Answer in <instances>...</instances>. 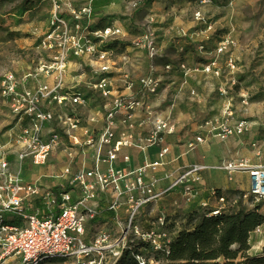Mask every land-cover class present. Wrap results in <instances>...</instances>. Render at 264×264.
Wrapping results in <instances>:
<instances>
[{
	"label": "built area",
	"instance_id": "1",
	"mask_svg": "<svg viewBox=\"0 0 264 264\" xmlns=\"http://www.w3.org/2000/svg\"><path fill=\"white\" fill-rule=\"evenodd\" d=\"M49 1L54 13L43 43L45 51L50 54L49 61L42 63L23 81L7 75L1 84V96L9 102L17 124L7 136L8 143L0 145V264L9 261L19 264H104L107 254H111L117 264L123 253L131 248L129 236L148 245L154 253H166L171 242L165 231L166 219L159 218L144 228L141 213L143 209L177 191L187 207L195 206L206 219L219 217L223 212L245 209L250 202L252 208H263L260 213L264 216V167L221 165L217 171L229 175L243 171L249 176V192L230 201L212 190L206 197L202 196L203 174L211 171V168L205 166L188 168L174 180L168 190L156 193V181L148 182V177L165 167L170 148L164 142L165 138L174 135L175 127L170 121L155 119L149 136L139 140L134 134V119L138 113L147 111L143 99L157 95L159 82L149 77L131 83L125 78V91L137 90L142 99L134 95L122 96L121 90L111 79L108 66L110 54L100 51L95 43L119 40L122 32L113 28L93 32L96 0H86L79 6L73 0ZM134 8L137 5L134 4ZM149 54L152 59L157 56L150 46ZM91 59H97L98 68L92 71L94 83L88 88L108 102L103 129L99 133L89 132L84 121L75 115L56 119L50 111L53 105L64 107L70 103L75 107L84 106L82 96L63 93V87L71 61ZM170 70L167 67V71ZM79 72H84V69L79 67ZM206 74H212L211 68L206 70ZM41 79H53L54 86L44 83L32 90L25 87L29 81ZM221 96L226 94L222 93ZM243 105H248L247 96L243 97ZM233 118L231 104H228L224 109L222 123L215 125L206 122L202 129H209L211 138L216 140L248 133L250 125L245 122L232 123ZM204 143L202 137L186 142V154ZM138 145L143 146V151L157 148L158 161L152 163L145 157L143 167L132 170L130 158L126 157L124 164L129 171L128 175L112 170L105 173L101 171L102 164L116 163L122 151L132 150ZM86 149L93 151V169L86 170L85 166L74 168L75 151ZM59 153L66 154L71 162L64 176L71 178V183L78 188L76 194L21 182L23 166L29 164L35 168L46 167L51 158ZM12 155L16 158V172L11 170L9 158ZM108 190L114 193L110 212L117 213L122 206L126 207L124 230L117 241L107 230L101 231L90 241L89 226L100 217L94 204ZM263 232L264 226L254 234L262 235ZM137 262L148 264L140 257H137Z\"/></svg>",
	"mask_w": 264,
	"mask_h": 264
},
{
	"label": "rangeland",
	"instance_id": "2",
	"mask_svg": "<svg viewBox=\"0 0 264 264\" xmlns=\"http://www.w3.org/2000/svg\"><path fill=\"white\" fill-rule=\"evenodd\" d=\"M108 1L100 0L99 4L106 5ZM113 2L121 3L123 9L130 7L134 16L130 17V14L122 10L120 14L108 17L103 25L93 27V32H103L108 28L122 32L119 40L95 42L100 51L110 54L108 66L111 72L115 73L120 65L124 66L127 48L144 49L157 70L152 78L159 82L157 95L146 98L152 99L153 103L155 100L164 99L160 109L166 107L170 93H172L171 97H174L173 101L169 102L170 114H174L180 106L186 107L188 111L190 108L189 113L196 112L200 103H216L219 108L224 103L225 106L222 107L224 113L225 107L231 104L234 114L232 123L245 122L250 128L245 135L230 139L243 140L250 137L252 122L259 123L261 127L264 125V0H114ZM134 4L137 8H134ZM53 13L54 8L49 0H0V143L2 145L17 124L9 102L1 96L2 81L7 75H13L18 81H23L42 63L49 61L50 54L45 51L43 43L49 32ZM130 18L132 21L128 22ZM124 24L127 26L123 28ZM149 46L157 53L153 59L150 58ZM76 62L75 65L82 67L86 76H89L90 71L94 69V64L98 65L97 59ZM167 67L171 70L167 71ZM208 68H211L212 74H206ZM127 77L131 83L141 81H135L131 75ZM172 85L174 92L169 91ZM222 93L226 96H221ZM244 96L248 97L247 106L243 105ZM202 100L203 102H199ZM249 109L260 110L261 113L253 119L245 118L246 114L242 112ZM215 115L209 119L215 125H219L223 121V114L222 119L214 122L218 117L217 114ZM262 142L264 137L262 138L260 134L251 145L247 146L246 140L243 141V145L245 149L246 147L255 149ZM262 159L263 156L256 158L259 164H262ZM220 167L221 165L213 167L211 171H216ZM55 169L56 166L52 165L51 169L43 168L39 173L52 175ZM32 175L33 173L25 169L23 180H30ZM250 206L252 202L248 203L246 211L254 209ZM262 210L263 208H260V211ZM195 211L199 210H191L192 213ZM166 215L165 219L170 218ZM189 215L180 214L171 218L173 223L167 231L170 241L173 239L172 235L187 227L188 223L184 219ZM141 221L144 228L148 227L149 219L142 217ZM89 227L88 237L91 241L101 232V222ZM113 236L117 241L121 238V233ZM128 241L132 243L131 247H136L140 243L132 236L128 237ZM139 253V257L148 264H165L163 257L156 255L150 248H143ZM263 254L264 232L262 235L253 234L249 255L259 257ZM4 264H19V262L9 261ZM104 264H116L114 257L111 254L105 255Z\"/></svg>",
	"mask_w": 264,
	"mask_h": 264
},
{
	"label": "crops",
	"instance_id": "3",
	"mask_svg": "<svg viewBox=\"0 0 264 264\" xmlns=\"http://www.w3.org/2000/svg\"><path fill=\"white\" fill-rule=\"evenodd\" d=\"M76 6L83 4L86 0H73ZM100 0H96L95 14H94V24L93 27L98 25H103L105 20L110 16L118 15L124 10L126 14H130V17L134 16L131 13L130 7H121V3H114L112 0L108 1L106 5H100ZM132 21L128 20V22ZM122 26V25H121ZM127 24L123 25V28ZM127 57L124 59V66L118 68V70L111 72V79L114 85L118 87L122 96L128 97L134 95L138 99H142L137 90L133 92L125 91L123 81L128 78L127 75L133 76L135 81L142 80L147 77H152L156 74L157 70L152 64L151 60L148 58L147 52L144 49L134 50L126 49ZM76 61H71L68 74L64 81V92L63 93H74L82 96L84 101V106H72L67 103L64 107H58L53 105L50 111L54 114L56 119L65 117L66 115H75L84 121L85 128L91 133H99L103 129L104 117L106 114V109L108 107V102L100 98L99 95L90 91L88 86L94 83V76L92 71L95 72L98 65L94 64V69L90 71L86 76L84 72H79V67H77ZM204 78V77H203ZM202 79V77L200 78ZM48 84L50 87L54 86V80L41 79L38 81H29L25 87L29 90L36 88V86L41 84ZM169 91L174 92L173 85L169 88ZM172 95V93H170ZM169 102L173 101L174 97H171ZM145 106L147 111L144 110L138 113L134 119L135 125V137L139 140L146 139L153 130L152 122L155 119H160L164 121H170L175 127L174 135L165 138V146L170 148V155L165 160V167L159 169L156 173L150 174L148 177V182L156 181L155 192L162 193L168 190L173 184L174 180L179 177V175L192 166H205L213 169V167H219L220 165H232L234 167L244 166L245 168L253 167H264V142L259 144L258 148L252 149L250 147L244 148L243 141H247V146L251 145L253 141L262 134L264 137V125L257 122L251 123V135L250 137L240 140L239 138L230 139L227 141H217L212 139L210 136L209 129H202L204 123L211 122L209 119L211 116L218 115L216 120L222 119L223 105L219 106L215 103H200L198 105L196 112H191L186 107L180 106L174 111V114H170L168 111L169 102L166 107L160 109L163 106L164 99L155 100L151 102L152 99L144 98ZM150 102L152 104H150ZM199 102H203L199 101ZM206 102V101H204ZM225 106V105H224ZM165 108H167L165 111ZM160 109V110H159ZM246 114L245 118L253 119L256 115H260V110H244ZM203 119V120H202ZM236 119H238V114L236 113ZM254 121V120H252ZM80 138H84L83 134H79ZM196 137H202L205 139V143L200 145L193 152L186 154L185 143L188 141H193ZM8 140L3 145H6ZM0 145H2L0 143ZM250 150V151H246ZM76 162L73 167L81 169L83 166L86 170H91L94 167L93 151L83 150L75 151ZM159 150L157 148L148 149L143 151V146L138 145L132 150L122 151L116 163L113 164H102L101 171L108 172L110 170L121 173L122 175H128L129 171L126 169L124 164V159L126 157L130 158L131 169L138 170L144 165V158L148 157L152 163L158 161ZM245 156L246 158H244ZM263 156L262 164L257 162L256 158ZM9 161L11 162L12 172L17 171V163L15 156H10ZM56 166L55 173L52 175H40V170L43 168L51 169V166ZM28 167V168H27ZM71 167V162L67 158L66 154L59 153L55 155L48 162L46 167L35 168L29 164H26L22 168V173L20 176L21 182L27 185L37 184L43 189L51 190H63L76 194L78 188L71 183V178L64 176L66 169ZM25 169L29 173H33L30 180H23V173ZM124 187V183L121 185ZM202 196L206 197L209 191H216L224 196H231L234 194L244 195L249 192L250 180L248 174L243 171H237L231 175L222 171H209L203 174V186ZM114 201V193L112 190H108L105 194H101L98 198L94 208L100 212L99 219L93 224L98 225L101 222V231L107 230L112 235L121 233L124 230V226L127 221L126 207L122 206L117 213L110 212V204ZM124 204V202H122ZM193 207V208H192ZM192 209H196L195 206L187 207L180 197V193L173 192L170 195L162 198L151 207L143 209L141 215L144 219H159L162 217H175L180 214L186 215L191 212ZM170 210V211H168ZM199 212V211H198ZM173 238L177 234L172 235Z\"/></svg>",
	"mask_w": 264,
	"mask_h": 264
},
{
	"label": "trees",
	"instance_id": "4",
	"mask_svg": "<svg viewBox=\"0 0 264 264\" xmlns=\"http://www.w3.org/2000/svg\"><path fill=\"white\" fill-rule=\"evenodd\" d=\"M238 196L226 197L230 201ZM189 214L184 219L187 227L171 240L168 251L156 253L163 257L165 264H264V254L259 257L249 255L252 235L264 226L260 209H235L211 219H206L202 212ZM156 221L150 219L149 222ZM166 223L167 232L173 221L168 218ZM143 248L149 247L141 242L136 247L132 246L123 253L118 264H138L139 250Z\"/></svg>",
	"mask_w": 264,
	"mask_h": 264
}]
</instances>
